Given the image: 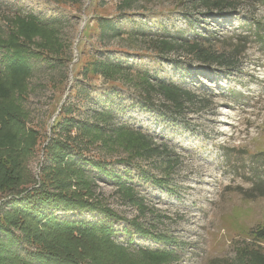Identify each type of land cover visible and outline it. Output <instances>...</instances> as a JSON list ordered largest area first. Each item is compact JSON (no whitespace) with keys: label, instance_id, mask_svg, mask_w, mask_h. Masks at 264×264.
<instances>
[{"label":"rangeland","instance_id":"rangeland-1","mask_svg":"<svg viewBox=\"0 0 264 264\" xmlns=\"http://www.w3.org/2000/svg\"><path fill=\"white\" fill-rule=\"evenodd\" d=\"M75 1L0 0V75L8 82L11 57L32 67L30 78L0 102V127L24 131V140L35 137L29 171L39 175L43 148L59 138L52 129L63 103L76 101L73 87L101 100L109 93L114 123L124 132L103 147H82L110 171L92 193L114 216L62 218L107 223L116 243L127 246V264H253L245 254L250 232L264 226V197L255 191L264 180V44L248 29L264 24V0H218L231 4L222 9L197 0H138L121 12L114 0ZM36 20L57 22L55 37L34 27ZM105 20L135 35L103 36ZM176 32L208 40L226 64L202 65L180 50L154 51L152 41ZM93 58L128 64L136 73L123 89L106 86L82 75ZM143 76L186 90L192 99L178 111L159 93L147 99ZM146 147L159 154L149 156ZM119 184L131 189L133 202ZM1 201L0 195V210ZM142 249L155 255L142 257Z\"/></svg>","mask_w":264,"mask_h":264},{"label":"trees","instance_id":"trees-1","mask_svg":"<svg viewBox=\"0 0 264 264\" xmlns=\"http://www.w3.org/2000/svg\"><path fill=\"white\" fill-rule=\"evenodd\" d=\"M56 1L60 4L65 1L79 4L75 0ZM114 1L117 12H121L130 10L138 0ZM196 2L207 9L231 6L229 2L218 0ZM55 23L45 22L47 25H44L36 20L34 27L49 29L54 38ZM99 27L103 36L108 35V31L114 32L116 37L135 35L134 31L116 30L108 20ZM251 32L258 42L264 44V24L251 23L248 33ZM205 42H196L185 37L183 32H176L156 38L152 46L159 54L169 55L180 50L202 65L224 66L226 55L210 51L211 42ZM6 72L8 82L0 75V102L9 100L14 90L30 78L32 67L24 58L11 57L7 61ZM132 73L136 72L128 64L99 58H93L82 71L84 78H99L106 86L119 89L125 87V79ZM142 82L145 98L159 93L176 111L182 108L185 101L192 99L188 91L172 84H151L147 76H143ZM72 89L76 101H66L61 106L59 119L52 129L54 136L59 138L51 139L43 148L44 161L37 177L27 168V155L35 145V137L24 140V131L14 128L3 130L0 127V153H7V157H0V195L3 200L0 210V264H127L124 262L127 246L116 243L115 231L107 223L62 218V215L75 213H98L106 218L114 216L92 193L95 181L104 176L111 177L110 171L102 159L90 158L88 153H84L83 147L93 143H100L103 147L125 129L114 123L116 115L110 108L113 105L109 93L101 100L89 93L92 90L88 92L82 87ZM90 104L96 107H90ZM76 113L85 118H73ZM146 151L149 156L159 154L156 147H146ZM119 185L125 199L133 202L129 194L131 189L124 184ZM255 191L264 197V180L255 185ZM250 237L251 244L245 250L248 260L253 264H264V226L252 230ZM139 254L148 259L155 255L146 249Z\"/></svg>","mask_w":264,"mask_h":264}]
</instances>
